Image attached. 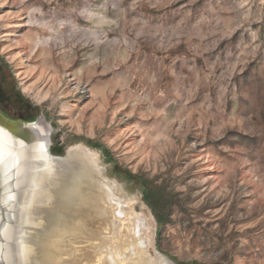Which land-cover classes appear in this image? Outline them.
Segmentation results:
<instances>
[{
  "label": "rangeland",
  "instance_id": "obj_1",
  "mask_svg": "<svg viewBox=\"0 0 264 264\" xmlns=\"http://www.w3.org/2000/svg\"><path fill=\"white\" fill-rule=\"evenodd\" d=\"M2 118L96 150L172 264H264V0H0ZM20 167L0 143V264Z\"/></svg>",
  "mask_w": 264,
  "mask_h": 264
},
{
  "label": "bare ground",
  "instance_id": "obj_2",
  "mask_svg": "<svg viewBox=\"0 0 264 264\" xmlns=\"http://www.w3.org/2000/svg\"><path fill=\"white\" fill-rule=\"evenodd\" d=\"M24 126V130L14 129V135L0 127V143L22 165L19 170L26 187L16 228L3 233L6 260L172 264L153 249V226L135 213L121 185L105 175L96 150L79 142L54 156L49 149L50 126L41 119Z\"/></svg>",
  "mask_w": 264,
  "mask_h": 264
},
{
  "label": "trees",
  "instance_id": "obj_3",
  "mask_svg": "<svg viewBox=\"0 0 264 264\" xmlns=\"http://www.w3.org/2000/svg\"><path fill=\"white\" fill-rule=\"evenodd\" d=\"M92 147L96 148L97 146H92ZM54 153L58 154V155L62 154V148H55L54 149ZM103 153H107V152L104 150ZM130 178L132 180L140 181V184H141V186L143 188L142 189V193H143L144 202L150 208V210L152 211V213H153V215H154V217L156 219V222H157V225H158L157 232L159 233L161 228L165 225V221H164V219L162 217V214L160 213L159 204H158L157 200L154 197L153 190L148 188L147 183L144 180H142L141 177H139L137 175H131L130 174Z\"/></svg>",
  "mask_w": 264,
  "mask_h": 264
},
{
  "label": "water",
  "instance_id": "obj_4",
  "mask_svg": "<svg viewBox=\"0 0 264 264\" xmlns=\"http://www.w3.org/2000/svg\"><path fill=\"white\" fill-rule=\"evenodd\" d=\"M39 121V119H36L35 121H33V122H19V123H11V124H8V126H9V128H15V129H18V127L20 128V129H22V130H24L25 129V126L24 125H26V127L27 126H29L30 127V125H32V124H34L35 122H38ZM5 130V129H4ZM26 131H27V128H26ZM27 133V132H26ZM12 135H14L13 134V131H12ZM49 140H50V138H49ZM31 145V143H26V147H29ZM50 149V148H49ZM49 151V150H48ZM65 153V152H64ZM22 166V165H21ZM25 189H26V187H25V185H24V183L22 184V186H20V188H19V194H18V196H17V198H16V200H15V203H14V211H13V215H12V219H11V229L12 228H16V226H17V222H18V213H19V206H20V202H21V200H22V196H23V193H24V191H25ZM2 241V243H4L5 242V239H1ZM9 243V242H8ZM7 244V243H6ZM10 245H13V242L11 243H9ZM14 264H16V261L14 262Z\"/></svg>",
  "mask_w": 264,
  "mask_h": 264
},
{
  "label": "flooded vegetation",
  "instance_id": "obj_5",
  "mask_svg": "<svg viewBox=\"0 0 264 264\" xmlns=\"http://www.w3.org/2000/svg\"><path fill=\"white\" fill-rule=\"evenodd\" d=\"M11 123H13V124L14 123H19V121H15V120L10 121V120H6V119L2 118L0 120V127L5 129V130L13 131L15 128H9V126H8V124H11Z\"/></svg>",
  "mask_w": 264,
  "mask_h": 264
}]
</instances>
